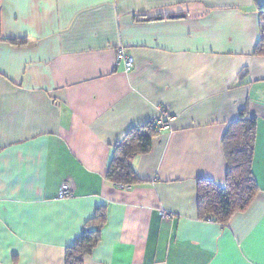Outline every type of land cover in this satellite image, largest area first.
I'll use <instances>...</instances> for the list:
<instances>
[{"label":"crops","instance_id":"crops-1","mask_svg":"<svg viewBox=\"0 0 264 264\" xmlns=\"http://www.w3.org/2000/svg\"><path fill=\"white\" fill-rule=\"evenodd\" d=\"M259 6L0 0V264H65L98 206L106 221L84 264H264ZM241 111L256 119L257 195L226 225L201 220L197 181L222 184L221 139ZM148 121L159 135L121 188L106 178L113 146Z\"/></svg>","mask_w":264,"mask_h":264},{"label":"trees","instance_id":"trees-1","mask_svg":"<svg viewBox=\"0 0 264 264\" xmlns=\"http://www.w3.org/2000/svg\"><path fill=\"white\" fill-rule=\"evenodd\" d=\"M258 38L253 54L264 56V7L259 6ZM142 16V15H141ZM13 42V40H11ZM159 135L154 121L132 127L123 139L115 143L109 160L106 178L115 185L130 188L138 182L134 160L151 149L153 138ZM256 138V119L241 111L224 132L221 143L226 162L222 184L211 180L197 181V216L226 225L231 216L248 208L255 199L258 186L252 172ZM127 188V189H128ZM106 221V207L98 206L65 252V264H84L101 240V229Z\"/></svg>","mask_w":264,"mask_h":264},{"label":"built area","instance_id":"built-area-1","mask_svg":"<svg viewBox=\"0 0 264 264\" xmlns=\"http://www.w3.org/2000/svg\"><path fill=\"white\" fill-rule=\"evenodd\" d=\"M116 59H117V63H122L123 65V68L126 72L130 71L132 66H133V58L130 54H127L122 47H117L116 48ZM161 125L163 127H168L167 125V122H162ZM121 188H124L126 187L125 185H120ZM73 193H72V189L71 187L64 183L61 185V188L59 190V194H58V198H70L72 197ZM161 216L163 218H166V219H170V218H173L174 217V214L173 213H170V212H164L162 211L161 212Z\"/></svg>","mask_w":264,"mask_h":264},{"label":"water","instance_id":"water-1","mask_svg":"<svg viewBox=\"0 0 264 264\" xmlns=\"http://www.w3.org/2000/svg\"><path fill=\"white\" fill-rule=\"evenodd\" d=\"M180 15H170V18H175V17H179Z\"/></svg>","mask_w":264,"mask_h":264}]
</instances>
